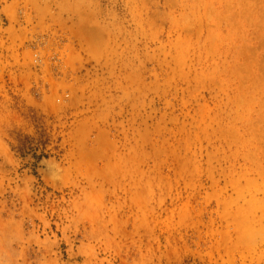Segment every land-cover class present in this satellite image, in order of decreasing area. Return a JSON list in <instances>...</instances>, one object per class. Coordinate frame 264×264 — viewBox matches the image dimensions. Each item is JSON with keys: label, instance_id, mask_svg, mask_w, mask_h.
Here are the masks:
<instances>
[{"label": "rangeland", "instance_id": "rangeland-1", "mask_svg": "<svg viewBox=\"0 0 264 264\" xmlns=\"http://www.w3.org/2000/svg\"><path fill=\"white\" fill-rule=\"evenodd\" d=\"M0 264H264V0H0Z\"/></svg>", "mask_w": 264, "mask_h": 264}, {"label": "built area", "instance_id": "built-area-1", "mask_svg": "<svg viewBox=\"0 0 264 264\" xmlns=\"http://www.w3.org/2000/svg\"><path fill=\"white\" fill-rule=\"evenodd\" d=\"M43 53L41 52V50H36L33 53V58H32V62H33V66L36 70H42L46 67L49 66L51 68V65L56 61L55 58L56 56H58L57 54L53 53V54H46L45 57L42 55Z\"/></svg>", "mask_w": 264, "mask_h": 264}]
</instances>
